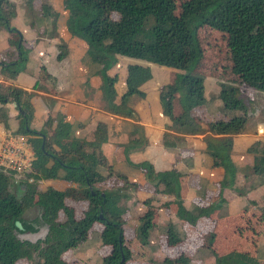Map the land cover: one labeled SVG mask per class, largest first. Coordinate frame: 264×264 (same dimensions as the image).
I'll list each match as a JSON object with an SVG mask.
<instances>
[{
	"label": "trees",
	"instance_id": "trees-1",
	"mask_svg": "<svg viewBox=\"0 0 264 264\" xmlns=\"http://www.w3.org/2000/svg\"><path fill=\"white\" fill-rule=\"evenodd\" d=\"M196 1L180 3L174 14L173 0H63V7L68 13L65 26L84 43L90 63L102 67L99 72L100 99L103 110L110 115L131 119L133 111L127 107V100L133 94L140 96L142 93L139 88L151 78L149 67L128 64L125 91L118 96L114 78L106 73L115 56L184 72L179 79L175 78L173 84H165L158 90L161 113L170 122L162 135V145L176 148L183 142L179 134H204L205 153L211 158L213 167L223 170L224 176L217 185V199L209 205L199 204L188 211L181 205V200H171L164 201L163 206L169 214L183 219L179 227L183 233L182 239L192 238L195 244L199 241L200 247L210 250L215 264H257L253 249L239 233L241 227L233 222L228 225L230 233L218 234V225L212 218L213 212L223 202L220 198L222 189L231 187L235 180L229 155L231 136L235 130H241L246 107L233 85L220 84L216 95L221 104L220 113L241 115H233L226 121H211L198 128V124L202 123L189 119L187 112L192 103L205 102L202 78L191 72L202 56L197 33L204 26L225 34L229 69L235 77L232 82L236 80L245 89L264 93V35L247 33L241 29L244 23L264 27V0ZM13 13V4L8 0H0V31L7 33V45L16 53L15 60L0 61V69L17 74L23 71L27 57L19 33L10 26ZM61 56L59 54L57 59ZM42 81L40 83L37 80L32 91L0 82V122L7 123L5 106L13 104L17 111L16 133L32 136L30 142L35 156L30 174L32 182H19L23 185L19 198L10 190L12 178L0 172V264H15L20 259H26L30 264H65L63 254L73 248L77 241L83 240L95 222L100 224L101 242L109 250L102 258V264H126L133 255L124 245L121 211L115 204L127 196L122 189L115 193L107 187L108 172L102 175L95 171L96 167L105 168V171L109 169L100 151V146L107 142V126L102 122L95 123L90 132L91 141H80L75 149L71 148L69 141L71 126L61 116L47 117L39 131L30 129L32 101L38 96L36 92L48 93L54 84L49 75H45ZM175 101L181 106L178 115L173 113ZM138 127L136 124L131 125L125 144L128 148L133 130ZM257 163L264 164V158L258 159ZM138 165L144 166L141 163ZM147 171V177H153L151 166ZM168 172L156 175L159 177L157 185L163 183L166 190L162 193L173 194L178 198L183 193L175 181V176L179 175ZM59 173L63 174L64 182H73L76 188H37V181L56 179ZM253 173L264 175V167L257 166ZM157 185L153 190L158 189ZM172 189L173 193H170ZM66 200L85 203L79 218H76L74 208L66 205ZM149 202L144 203L145 209L133 229L138 246L136 249L142 252L154 226L165 244L175 235V231L166 224L154 223V209L152 206V211L148 208ZM32 207L39 210L40 223L46 227L44 239L35 243L19 240L15 235L17 232H35L22 218L24 212ZM15 223H19L20 229ZM170 233H173L171 238ZM134 257L140 261L146 260L144 253ZM182 257L184 255L179 254L173 259L165 258L164 263L186 264L187 260Z\"/></svg>",
	"mask_w": 264,
	"mask_h": 264
},
{
	"label": "rangeland",
	"instance_id": "rangeland-1",
	"mask_svg": "<svg viewBox=\"0 0 264 264\" xmlns=\"http://www.w3.org/2000/svg\"><path fill=\"white\" fill-rule=\"evenodd\" d=\"M186 1L188 0H173L175 5L174 14H176L179 4ZM26 2L28 4L27 7H29L28 18L30 20V28L31 31H33L36 41H41L42 39L48 41L51 43L50 47L52 51L62 55L58 60L60 63L57 65V67H59V69L61 67V69H64V71L67 72L69 71L67 69V63H70L69 61L73 59L72 56L82 55L83 59L81 56H78L80 63H82L84 60L89 62L91 66L93 65L96 67L95 83L99 84V72L102 67L90 63L88 59L89 57H87L85 54L86 51L81 49H85L83 43L78 41L80 39L71 34V32H69L65 26V31L67 32L68 37H70V39L73 41L77 40V47L75 48V51H73L72 55H70L68 45L57 36L56 26L53 23L55 12L51 8L52 6L48 0H27ZM56 4L57 8L59 9L58 23L61 24L64 19H66V11L60 8L59 0L56 2ZM110 16L113 17L112 15ZM241 29L247 33H258L264 35V27L256 24L244 23L241 26ZM197 38L199 40L200 49L202 50V56L195 66L191 68V72L192 74L202 78V95L204 99L206 98V100L205 102H202L203 104L192 103L189 111L187 112V115L190 117L189 119L201 122L202 124L199 123L197 126L199 128L210 121L217 120L215 117H222L220 116L221 114L218 115V113H216L217 115H213L215 112H217V109H215L213 114L210 113L214 110L216 105L221 107V104L216 97L217 87L220 84L233 85L237 89L238 97H240L244 105H246V109L252 114L255 113V111L260 107V105L257 104H261L263 102H261L262 100L259 101L257 98L258 96L251 90L245 88V90H243V87H241L236 80L232 82L235 77L231 74L229 69L230 61L225 34L219 31L208 29V27L204 26L198 30ZM51 40H57L58 42L56 41L57 43H53ZM128 62L129 61H127V59L115 56L114 60H111V64H109L106 72L109 76L114 78V87L118 95H121L125 91V86L123 83L124 66ZM18 68H20V66ZM150 68L152 70V78L146 84L153 87L156 85L162 86L165 84H173L175 82V78L179 79L180 76L184 74L182 70H175L155 64H152ZM45 72L47 73L46 70L41 73V77L46 74ZM69 80L70 77L65 79L66 82ZM88 84L89 83L86 85ZM148 88L149 87H147L146 90ZM89 89H92L91 85ZM72 91L74 92V90ZM95 91L96 87L94 86V89L89 91L88 96L85 99H87V101H93L99 105L100 109H102L99 102V96L97 97ZM69 94L70 92L67 93V96H70ZM85 94L87 95V92ZM143 95L145 94L143 93ZM143 95L141 94L139 96L133 94L128 98L127 107L133 111L131 116L132 118L129 119V121L122 119V117L113 118L112 116H110L111 120L106 119L110 144L108 145L110 150H107L106 153L108 155L111 153V156L109 155V157H111L110 163L108 164L109 169H106L107 171L104 170L105 174L107 172L109 174L107 187L115 193H118L117 191L122 189L127 196L125 200H119L115 204L117 209L119 208L121 211V218L123 221L122 236L124 239V245L131 250L133 255L132 260L128 261L126 264H165V258L173 259L179 254L184 255L182 258L185 261L187 260L186 264H215L214 256H212L210 250L203 248V246L200 247L201 243L199 241H197V244H195L196 242L192 238H188L186 240L182 239L183 233L181 232L182 230L180 228L183 219L179 218L177 215L169 214L163 206L164 201L168 202L171 200H181V205H186L187 207L188 191L192 188V186H194V184L192 177L189 176L186 169L177 163L179 158L171 160L173 155H166L170 154L173 151V148H166L160 142V136L154 129V126L157 124L155 121L156 118L154 116V111L152 112L153 107H151L149 104H147V107L145 106ZM152 98L155 99V96L153 95ZM83 103L85 104L86 101H83ZM103 111L104 113H107L105 110ZM173 113L174 115L181 113V106L177 101H175L173 104ZM236 114L233 113L231 116ZM95 115H97V113L94 114L92 121L96 123L99 121V119H97ZM156 116L158 117V114ZM252 117L254 116H251L249 119ZM246 118H248V116H246ZM104 120L105 119H103V121ZM132 122L139 124V127L136 130H133V136L130 138V143L128 144L130 148H128L127 145H122L119 143L125 144L129 126ZM167 126L168 125L165 124L163 129L167 130ZM241 131L242 130H235L232 133V136L241 133ZM179 135V137H181L184 142L187 141L185 138L189 136L185 134ZM145 136L150 140H148ZM69 141H71V148L75 149L76 145L79 144L80 141H85V139L83 138L78 140L73 138ZM117 148L120 150V152H113ZM178 149L181 150V153L184 151V154H181L183 157L189 153L188 151L190 150L188 149V151H185L187 149L186 144L179 147ZM122 150H124V153H122ZM190 151L192 152V150ZM115 154L117 157H115ZM125 157L126 160L124 159ZM174 157H176L175 154ZM104 160L105 163H107L109 158L104 157ZM101 163H103V161ZM140 163L144 164V168L138 165ZM149 166H151L153 172V177L151 178H148V174L146 173L148 172L147 169ZM165 169H168L166 170L169 171L168 174L175 173L179 175L175 176V178H177L175 181L177 184H179V189L183 190V193L180 194L178 198H176L173 194H163L162 192H165L164 190H166V186H164L163 183L160 182L161 184L157 185L159 177L156 175L164 172ZM138 171L141 172V176L137 174ZM121 172L129 173L123 174ZM133 174L138 176H134ZM161 179H163V177ZM10 182V190L13 191L16 198L21 197L23 192L22 189H17L18 184H15L13 179ZM65 184V187L70 188L73 182L65 181ZM155 185H157L158 189L153 190ZM170 193H173V189ZM148 200H150L148 203V208L151 211L152 209L150 206H152V204L154 205L152 206L154 209V223H158L157 225L166 224L167 227H171L175 231V235L171 240L169 239L167 244H165L163 237L158 234L156 226H154L149 233L148 244L143 246L145 247V250L142 252L136 249L138 246L136 244L137 241L134 238L133 229L137 225V218L145 209L144 203ZM66 205L74 208L76 218H79L81 216V212L85 209V203L83 202L73 203L66 200ZM150 213L152 215V212ZM151 215L149 218H151ZM22 218L25 223L31 225L32 228L35 229V232H17L15 233L16 237L19 240L29 241L31 243L43 240L46 234V227L40 223L39 210L36 207H32L24 212ZM59 218H61V215ZM100 230V224L97 222L93 223L85 238L81 241H77L73 248L67 250L63 254L62 259L65 264H102L101 260L105 255L108 254L109 250L101 242L99 236ZM172 234L173 233H170V238ZM203 243L205 244L204 241ZM142 253L145 254L146 260L140 261L134 257V255L140 256ZM15 264H30V262L26 259H20Z\"/></svg>",
	"mask_w": 264,
	"mask_h": 264
},
{
	"label": "crops",
	"instance_id": "crops-1",
	"mask_svg": "<svg viewBox=\"0 0 264 264\" xmlns=\"http://www.w3.org/2000/svg\"><path fill=\"white\" fill-rule=\"evenodd\" d=\"M8 1H10L14 7V13L10 21V26L19 33L20 38L22 39V47H24L23 50L26 53L27 59L23 71L17 74H10L0 69V82L4 84H12L25 91H32V88L37 80L41 83L44 76L49 75L53 80V87L48 93H46L45 91L36 92L38 96L32 101V112L29 121L30 129L39 131L42 128L47 117L55 118L57 116H61L64 122H67L71 126L69 140L73 138L78 140L84 138L85 141L90 142V132L95 124V122L92 121V118L94 117V114L97 113L95 117L99 119L98 122H102L107 126V142L100 146V151L102 152L103 158H109V160H107L108 165L111 160V157H109V155L111 156V153L109 155L106 153L107 150H110L108 146L110 144L106 119L111 120L110 116H112L113 118L116 116L104 113V111L102 110L103 108L100 99L99 84L95 83L96 67H94L93 65L91 66L89 62H86L84 60L82 63H80L78 56H81L82 59L83 56L75 55L72 56L73 59L69 61L70 63H67V69L69 71L65 72L64 69H61V67L59 69V67H57V65L60 63L58 61L59 59H57V56L59 54L52 51L50 47L51 43L45 41L44 39H42L41 41H36L33 31H31L30 20L28 18L29 7H27V0ZM57 1L58 0H48L50 5L52 6L51 8L55 12L54 25L56 26V33L57 36L68 45V49L70 50L69 53L70 55H72L73 51H75V48L77 47V40L73 41L72 39H70L67 32L65 31V22L68 13L63 8V0H59V5L60 8L66 11V19H64L61 24L58 23L59 9L57 8ZM7 38V33L1 30L0 61H13L16 59V53L7 45ZM56 41L57 40H51V42L53 43L58 42ZM81 49L86 51V47L85 49ZM121 58L127 59V61H129L124 66L123 83L125 80L126 66L128 64L135 63L138 65H145L149 68L152 65L139 60H133L124 57ZM45 70L47 71V73L45 72L46 74L41 77V73ZM67 77H70L71 82L70 80L67 82L65 81ZM151 78L146 81L139 88V90L141 91V93L143 92L145 94L143 95L142 93V95L144 96L145 106L147 107V104H149L151 107H153L152 112L154 111V116L156 118L155 121L157 124L156 126H154V129L159 134L160 142L162 143V135L167 131L164 130L163 127L165 124L169 126L170 122L161 113V108L158 100V90L161 86L156 85L155 87H153L146 84L151 80ZM87 83L89 84L86 85ZM90 85L92 86V89H94V86L96 87L95 93L97 97L99 96V102L102 109H100L99 105H97L93 101H87V99H85L88 96L89 91L92 90L89 89ZM147 87L149 88L146 90ZM72 90H74V92ZM243 90L245 89L243 88ZM69 92L70 96H67V93ZM86 92L87 95L85 94ZM255 94L258 96V100H262L261 102L263 103L257 104L260 105V107L253 114L246 109L247 113L245 114V119L241 126V133L231 136L232 143L229 155L235 171V180L231 187L222 189L220 198L223 199V202L220 204L219 209L213 212L212 218L216 220V223L218 225V234H221L223 232L230 233V231H228V229L230 228L228 225L233 222L235 224L237 223V226L239 225L242 229L239 232L242 238L250 245V248L254 251L257 264H264V175L258 176L253 173L254 169H256L257 166L258 168L264 167L263 163H257L258 159L260 160L261 158H264V93ZM153 95L155 96V99L152 98ZM83 101H86V103L84 104ZM5 108L7 110L8 119L6 124L0 122V140L2 139L1 131L3 130L14 136L24 138L27 143L26 148L34 161V151L30 142L32 136L16 133V129L18 126V121L16 119L17 111L14 108L13 104H7ZM215 109H217V112H215ZM219 109L220 107L216 105L214 110L210 112L211 114L215 112L213 115H217L216 113H218V115L221 114V118L215 117L217 120L226 121L228 118H230L231 114H233L220 113ZM157 114L158 117L156 116ZM239 115L241 114H236V116ZM246 116H248V118H246ZM251 116L254 117L249 119ZM103 119L105 120L103 121ZM125 120L129 121V119ZM132 124L136 123L132 122L130 124L128 133L131 132ZM203 138L204 134L188 136L185 138L187 139V141H183L180 146L173 148V151L170 154H166L167 156L173 155V157L175 154L176 157H171V160L179 158L177 163L180 164L181 167L186 169L189 176H191L193 179L192 181L194 186H192V188L188 191L187 207L186 205H184V207L188 211L193 210L195 206L199 204L209 205L211 202H213V200L217 199V185L224 176V172L221 168L212 166L211 158L205 153V143L203 142ZM128 139V136H126L125 144L128 142ZM119 144L125 145L124 143ZM184 144H186L187 146V149L185 151H188V149H190L192 150V152L189 150V153H187L183 157L181 156V154L183 155L184 151L181 153V150L178 148L183 146ZM251 147L252 149L249 151ZM113 152L119 153L120 150L117 148ZM115 157H117L116 154ZM104 170L105 169L98 167H96L95 169L97 173L102 175L105 174ZM166 170L168 169H165V171ZM121 173L126 174L129 172ZM135 174L133 175L138 176ZM137 174H139V176L142 175L140 171H138ZM62 175V173H59L56 179L37 181V188L39 190H44L47 187L60 189L64 188L66 184L62 179ZM15 184H18L17 189L23 188V185H20L19 183ZM70 188H76V185L72 184ZM152 206L154 205L152 204ZM235 234L237 233L235 232Z\"/></svg>",
	"mask_w": 264,
	"mask_h": 264
},
{
	"label": "built area",
	"instance_id": "built-area-1",
	"mask_svg": "<svg viewBox=\"0 0 264 264\" xmlns=\"http://www.w3.org/2000/svg\"><path fill=\"white\" fill-rule=\"evenodd\" d=\"M0 140V172L8 175L14 183L24 180L32 182L31 166L33 158L27 150L24 138L1 131Z\"/></svg>",
	"mask_w": 264,
	"mask_h": 264
},
{
	"label": "water",
	"instance_id": "water-1",
	"mask_svg": "<svg viewBox=\"0 0 264 264\" xmlns=\"http://www.w3.org/2000/svg\"><path fill=\"white\" fill-rule=\"evenodd\" d=\"M15 225H16V227H17L18 229H20V225H19V223H15Z\"/></svg>",
	"mask_w": 264,
	"mask_h": 264
}]
</instances>
